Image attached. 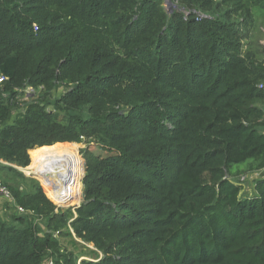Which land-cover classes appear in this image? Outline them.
Returning <instances> with one entry per match:
<instances>
[{
    "label": "trees",
    "instance_id": "trees-1",
    "mask_svg": "<svg viewBox=\"0 0 264 264\" xmlns=\"http://www.w3.org/2000/svg\"><path fill=\"white\" fill-rule=\"evenodd\" d=\"M170 1L0 0V264H264V0ZM85 138L79 207L21 189Z\"/></svg>",
    "mask_w": 264,
    "mask_h": 264
},
{
    "label": "bare ground",
    "instance_id": "bare-ground-1",
    "mask_svg": "<svg viewBox=\"0 0 264 264\" xmlns=\"http://www.w3.org/2000/svg\"><path fill=\"white\" fill-rule=\"evenodd\" d=\"M81 167L82 160L72 146L44 147L30 173L38 176L49 187L50 196L64 206L80 197L76 191Z\"/></svg>",
    "mask_w": 264,
    "mask_h": 264
},
{
    "label": "rangeland",
    "instance_id": "rangeland-1",
    "mask_svg": "<svg viewBox=\"0 0 264 264\" xmlns=\"http://www.w3.org/2000/svg\"><path fill=\"white\" fill-rule=\"evenodd\" d=\"M176 11V9H173L170 13H174ZM169 13V14H170ZM264 42V41H263ZM91 139H88V138H85L83 140V143H79V144H57L56 146H63V145H69V146H72L73 148L76 149L78 155L80 156L81 160H82V167H81V170H82V176H81V180H79V185L77 187V191H76V195H79L80 197L77 198V199H74V201H69L67 202L66 205H64L63 207H61L62 209H68L70 207H78L79 205H81L83 203V200H84V187H83V183H82V178L85 174V160L82 156V153L81 151L85 149L86 145L90 142ZM92 146V145H91ZM93 147V146H92ZM35 164V163H34ZM31 165V164H30ZM29 165V166H30ZM28 166V167H29ZM34 166V165H33ZM32 166V167H33ZM22 168V171L24 172V176H25V181H23L22 183L18 182V184H20V187L21 189L23 190H28V189H31L35 184H38L39 186H41V188L43 189L44 193L46 194V196H48V198L55 202L56 204H59L57 201L54 200L53 197L50 196L49 194V187L46 186L41 179L38 178V176H36L35 174H31L29 172H31V169L32 167L30 168ZM242 177H247L246 178V182H245V189L248 193L252 194L254 193V185H253V182H252V179L251 178V175L248 176V174H243L241 176ZM73 199V198H72ZM2 203H0V210L3 211L4 207L6 206L3 202V200H1ZM11 217H13V215L11 216V214L9 215L8 212L6 211H3L2 213H0V218L1 219H4L6 221H8ZM77 242V245L76 247H74L73 245H71L70 241L69 240H65V243H66V246L65 248L69 251H73L76 255L80 256L82 252L86 251V250H90V249H94L93 245H90V244H85L79 240L76 241Z\"/></svg>",
    "mask_w": 264,
    "mask_h": 264
},
{
    "label": "built area",
    "instance_id": "built-area-1",
    "mask_svg": "<svg viewBox=\"0 0 264 264\" xmlns=\"http://www.w3.org/2000/svg\"><path fill=\"white\" fill-rule=\"evenodd\" d=\"M5 80L6 78L0 75V84H2ZM260 87L264 88V84H262ZM0 197L8 205V210L13 212L15 215H24L27 213L26 210L22 206H19L17 204V201L15 197L13 196L12 192L1 180H0ZM57 205H58L57 206L58 208L63 207L60 204H57ZM45 264H55V262L53 259H49L47 262H45Z\"/></svg>",
    "mask_w": 264,
    "mask_h": 264
},
{
    "label": "crops",
    "instance_id": "crops-1",
    "mask_svg": "<svg viewBox=\"0 0 264 264\" xmlns=\"http://www.w3.org/2000/svg\"><path fill=\"white\" fill-rule=\"evenodd\" d=\"M21 172L24 174V172L22 171V168H21ZM46 195V194H45ZM48 197V196H47ZM49 199V198H48ZM1 200H2V198L0 197V203H2L1 202ZM53 204H54V202L51 200V198L49 199ZM4 202V201H3ZM4 204L6 205L5 207H4V209H3V211H6V212H8L9 213V215L11 214V216L14 214L13 212H11L10 210H8V205L6 204V202H4ZM55 205V204H54ZM56 207H57V205H55ZM57 209H61V208H58L57 207ZM3 211H1L0 210V213H2ZM1 219V218H0ZM4 220V219H3ZM12 220V217L8 220V221H11ZM6 221V220H5ZM37 222H40V220H37ZM62 240V243H63V245L64 246H66V243H65V240H63V239H61ZM85 259H90V257H88V256H81L80 258H79V260H78V264H80V262L82 261V260H85ZM81 260V261H80ZM80 261V262H79Z\"/></svg>",
    "mask_w": 264,
    "mask_h": 264
},
{
    "label": "water",
    "instance_id": "water-1",
    "mask_svg": "<svg viewBox=\"0 0 264 264\" xmlns=\"http://www.w3.org/2000/svg\"><path fill=\"white\" fill-rule=\"evenodd\" d=\"M165 8H166L167 13H170L173 9H176L177 6L174 5V3H172L170 0H166V2H165ZM18 170L21 171V168H18ZM84 176H85V174H84ZM84 176H83V178H82V183H83ZM83 187H84V185H83ZM54 204L57 205L55 202H54ZM57 206H58V205H57ZM79 206H80V205H79ZM79 206H78V207H79ZM70 208H72V207H70ZM76 208H77V207H76Z\"/></svg>",
    "mask_w": 264,
    "mask_h": 264
}]
</instances>
